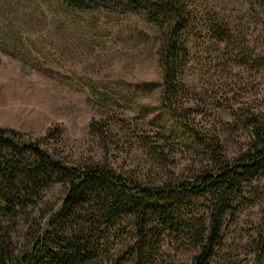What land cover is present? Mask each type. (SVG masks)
<instances>
[{"label": "rangeland", "instance_id": "rangeland-1", "mask_svg": "<svg viewBox=\"0 0 264 264\" xmlns=\"http://www.w3.org/2000/svg\"><path fill=\"white\" fill-rule=\"evenodd\" d=\"M189 2L201 10L197 21L201 15L228 21L236 41L227 47L197 24L186 31L188 60L169 82L181 90L170 94L167 106L232 161L250 148L248 117L264 110V12L251 13L247 0ZM165 44L159 29L138 13L79 11L59 0H0V129L33 141L46 137L63 163L103 164L146 187L195 182L214 167L215 155L210 145L179 133L167 112ZM44 186L24 210L0 212V249L11 264L42 260L35 242L65 196L63 183ZM192 202L207 229L213 198ZM233 202L211 264H259L251 242L264 217V175ZM127 228L120 238L108 234L100 242L99 264H135L130 247L136 236ZM195 245L186 234H166L149 264H191L200 252Z\"/></svg>", "mask_w": 264, "mask_h": 264}, {"label": "trees", "instance_id": "trees-1", "mask_svg": "<svg viewBox=\"0 0 264 264\" xmlns=\"http://www.w3.org/2000/svg\"><path fill=\"white\" fill-rule=\"evenodd\" d=\"M59 1L67 8L79 11L106 7L118 13H138L159 29L165 37L164 48L167 50L161 57L165 78L164 105L177 119L179 133H188L195 142L212 147L215 164L211 170L197 176L193 183L146 187L103 164L86 167L65 164L56 150L46 143V137L42 141H33L16 131L0 129V212L17 214L45 187L44 184L59 182L64 185L65 196L35 242L33 250L42 255V260L36 264H99L103 254L100 242L109 240L108 234L120 238L127 227L136 236V242L130 247L136 257L135 264L151 263L150 252L166 234L188 235L200 250L191 264H211L217 258L216 249L222 245V222L232 213L233 201L242 195L248 183L264 175V110L248 117L250 148L230 161L223 157L216 141L204 138L196 130L189 131L186 118L168 107L166 100L170 94L176 95L181 90L169 82L176 79L187 63L189 39L186 31L196 24L203 26L216 41L232 47L236 36L230 23L217 16L207 19L202 15L197 21L195 14H200L201 10L194 8L189 0ZM247 1L251 13L260 15L264 12V0ZM240 43L244 45V42ZM56 134L50 131L49 137ZM147 148L155 153L148 144ZM206 195L213 198L207 229L192 202L194 198ZM252 241L255 260L260 264L264 262V217L258 223ZM0 264H11L1 249ZM26 264H31L30 258Z\"/></svg>", "mask_w": 264, "mask_h": 264}]
</instances>
